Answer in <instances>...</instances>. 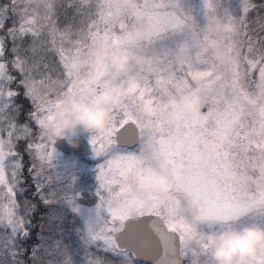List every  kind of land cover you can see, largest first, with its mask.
<instances>
[{"label":"snow or ice","instance_id":"1","mask_svg":"<svg viewBox=\"0 0 264 264\" xmlns=\"http://www.w3.org/2000/svg\"><path fill=\"white\" fill-rule=\"evenodd\" d=\"M140 3L156 13L150 17L156 29L145 37L134 35L133 21L122 0L69 2L66 7L73 8L75 15L63 26L57 20L56 4L38 10L30 0H11L0 6V29L8 19L19 18L0 36V255L4 251L12 258L19 255L15 241L28 235L29 223L21 210L29 215L35 209L28 200L23 204L17 200L23 191L25 153L31 157L30 173L37 195L47 204L55 202V193L45 191L52 180L55 147L40 128L43 118L73 91L81 99L108 103L113 108L110 128L95 134L91 141L104 162L99 166L100 203L87 233L100 250L126 259L144 256L130 225L147 219L163 241V253L148 257L154 264H182L184 260L188 264H215L210 241L215 231L211 226L216 223L202 221L199 212L215 208L219 224L231 227L254 211H264V138L256 135L264 128V39L254 40L246 30L249 13L257 5L242 0L241 14L236 16L221 8L222 0H205V9L213 7L239 24L240 35L247 38L242 41L216 34L207 21L197 30H188L185 21L193 15L180 7V0ZM258 19L264 21V17ZM261 26L264 28V23ZM26 37L31 40L27 46ZM91 47L106 53L105 60L95 66L86 61ZM119 47L140 52L148 64L143 70L133 68L122 76L115 75L107 54ZM217 47L235 49L241 59L218 65L208 56L209 50ZM42 51L58 56L62 71L56 79L50 72L36 78L41 66L50 67L42 65L43 57L36 58ZM19 89L31 101L24 123L18 119L25 111L16 102ZM247 92L262 103L243 104L241 98ZM172 94L194 97L206 111L167 121L162 109ZM129 127L136 130V139L121 143L120 136ZM205 136L226 142L229 150L209 155L203 146ZM163 159L178 162L184 169L180 187L173 189L166 202L145 192L138 180L148 164ZM252 259L253 264H264V246ZM89 264L111 262L90 255Z\"/></svg>","mask_w":264,"mask_h":264},{"label":"clouds","instance_id":"2","mask_svg":"<svg viewBox=\"0 0 264 264\" xmlns=\"http://www.w3.org/2000/svg\"><path fill=\"white\" fill-rule=\"evenodd\" d=\"M30 4L41 10L46 5L55 4V0H30ZM122 7L133 21L132 31L136 37H145L155 31L156 24L150 22V17L156 13L141 7L140 0H122ZM204 15L216 34L239 37L241 29L235 20L220 15L213 7L206 8ZM184 26L194 31L199 28V22L192 16L185 21ZM208 56L218 65L233 64L241 59V53L237 50L227 51L222 47L209 50ZM105 58L106 53L101 48L91 47L87 52L86 61L90 66H95ZM107 60L117 76L127 74L133 68L137 71L143 70L148 64L146 56L124 47L113 49L107 54ZM241 101L245 105L262 103L261 99L251 92L245 93ZM201 111L200 101L187 94L170 95L162 109L164 118L170 122L184 115L195 117ZM112 119L113 108L110 104L81 99L79 94L73 91L61 98L60 104L51 115L43 118L40 132L48 142L55 143L57 139L64 137L75 145L81 133L106 132ZM256 135L264 138V128L258 129ZM203 146L209 155L220 154L230 148L226 142L215 136H205ZM183 176L184 169L178 162L163 159L158 164H148L138 180L145 192L151 193L161 202H166L171 199L173 189L180 187ZM67 198L74 204L76 194L68 193ZM187 207L193 211L197 210L195 205ZM219 215L215 208L199 212L202 221H213L216 224L220 223ZM210 242L215 264H253L252 258L256 257L264 246V224L236 222L231 227L213 231ZM123 264H135V258H127Z\"/></svg>","mask_w":264,"mask_h":264},{"label":"rangeland","instance_id":"3","mask_svg":"<svg viewBox=\"0 0 264 264\" xmlns=\"http://www.w3.org/2000/svg\"><path fill=\"white\" fill-rule=\"evenodd\" d=\"M10 2L11 0H0V6L9 4ZM69 2L76 3L78 0H55V4L58 6L57 20L61 26L68 23L75 15L73 8L66 7ZM252 2L257 7L249 13L246 30L248 35L254 40L264 39V28L261 26L264 21L258 19V16L264 17V0H252ZM180 7L193 15L199 22L200 27L206 24L204 15L205 0H180ZM242 7V0H222L221 4V8L230 9L236 16L241 14ZM13 19L19 18L13 17L5 21L4 29H0V36L4 35L6 30L12 26ZM78 19L79 17H77ZM237 39L243 41L247 38L241 34ZM30 42V38L26 37L25 45L27 46ZM7 48L10 52L11 41L7 42ZM41 57H43L42 65L48 64L50 67L45 69L41 66L36 74V78L38 80L41 79L42 74L45 72H50L53 79L59 77L62 70L58 63V56L52 52L42 51L37 54L36 58L40 59ZM8 58L11 59L10 54ZM12 75L19 78L18 73L15 71L12 72ZM253 78L255 79V75ZM12 87L15 89V84ZM19 91L21 95L16 102L21 105L18 101L22 102L25 97L22 94L23 90L19 89ZM26 100L31 106V101ZM29 107H26L25 110ZM202 111H206V107ZM18 119L20 123L26 122V111ZM33 128L35 130L36 126L33 125ZM94 135L95 133L87 132L81 133L80 136L86 137L91 142ZM103 162V158L97 156L96 153L94 158L90 162H87L77 154L64 155L55 147V158L52 161L54 167L50 170L52 180L45 190L48 193H55V202L47 204L37 195L36 182L34 180L35 186L34 184L31 186L32 190L29 192V198L24 197L23 191L17 194L18 202L23 204V201L26 199L30 203L35 204V209L29 215H25L23 210H21L20 214L25 216L29 221L26 225L28 235L26 237H18L15 241V248L19 250V255L12 258L7 251H4L0 255V264H46L49 260L52 261V264H89L90 255L101 256L106 262H111V264H123V261L126 259L123 255L102 251L89 240L87 233L88 224L96 216L98 208L87 211L78 206L76 200L73 204L67 198L68 193H76L82 189L93 190L100 198L102 189L100 188L99 181V166ZM21 188L23 189L22 185ZM31 195L33 196L31 197ZM36 197L41 200L40 205L34 203ZM76 206H78L79 210H76ZM240 223L264 224V211H254L246 219L240 221ZM211 227L213 230L224 228L220 224H214ZM36 246L39 247L35 258H33V250ZM186 264H188L187 260Z\"/></svg>","mask_w":264,"mask_h":264},{"label":"water","instance_id":"4","mask_svg":"<svg viewBox=\"0 0 264 264\" xmlns=\"http://www.w3.org/2000/svg\"><path fill=\"white\" fill-rule=\"evenodd\" d=\"M135 139L136 130L131 127L127 128L120 136L121 143H124L126 141H134ZM55 144L66 152H83L89 157L93 156L91 144L84 138L78 137V143L73 145L66 138L61 137L56 140ZM89 198H91L92 200L98 199L97 196L91 192L83 191L77 194V199L79 201H83ZM130 228L136 231L138 236V246L144 253V256L140 255L134 257L135 261L138 264H154L153 259L148 257L155 258L163 253V241L161 240L160 236L153 232V230L149 226V221L147 219L138 221L134 225H130ZM169 259H171L170 256ZM182 264H184V261L182 262Z\"/></svg>","mask_w":264,"mask_h":264},{"label":"trees","instance_id":"5","mask_svg":"<svg viewBox=\"0 0 264 264\" xmlns=\"http://www.w3.org/2000/svg\"><path fill=\"white\" fill-rule=\"evenodd\" d=\"M21 103V105L23 106V109L25 110L26 107H29L30 105L27 103V100L25 98H23V101H18ZM28 109V108H27ZM26 111V110H25ZM25 111H22L21 114H23ZM25 163H27L29 160L27 158H24ZM27 176H26V181L24 186L26 188H28V191L30 189V182L32 181V175L30 173V170H27ZM136 264V263H135Z\"/></svg>","mask_w":264,"mask_h":264},{"label":"flooded vegetation","instance_id":"6","mask_svg":"<svg viewBox=\"0 0 264 264\" xmlns=\"http://www.w3.org/2000/svg\"><path fill=\"white\" fill-rule=\"evenodd\" d=\"M77 154H80V153H77ZM80 155H82V156H84L83 154H80ZM85 157V156H84ZM85 158H87V157H85ZM93 159V158H92ZM91 160V159H90ZM88 190H90V189H88ZM90 191H93V190H90ZM95 192V191H94ZM41 203V201H39V204ZM99 203H100V201H97V202H95V203H83V204H80V203H78V202H76V204H78V206H80L81 208H83V209H85V210H87V211H90V210H92V209H96V208H98V205H99Z\"/></svg>","mask_w":264,"mask_h":264}]
</instances>
